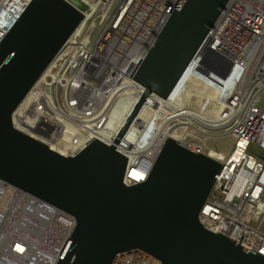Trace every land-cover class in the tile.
<instances>
[{
  "label": "built area",
  "instance_id": "obj_1",
  "mask_svg": "<svg viewBox=\"0 0 264 264\" xmlns=\"http://www.w3.org/2000/svg\"><path fill=\"white\" fill-rule=\"evenodd\" d=\"M31 1L0 0V42ZM76 1L83 20L73 34L74 45L67 44L55 57L11 117L15 131L65 157L77 154L96 136L106 145L112 143L117 125L109 124V117L118 109L126 119L139 100L143 88L134 74L179 2ZM179 127L175 141L221 165L198 222L264 257V0H228L168 97L150 94L145 100L124 135L131 147L116 149L127 161L125 186L146 179L168 138L161 132L172 134ZM224 140L233 142L231 153L210 147ZM137 163L144 164V178L131 181L128 169ZM0 184L10 187L12 199L13 193L24 196L0 219V264H56L75 226L73 217ZM0 192L4 198L5 190ZM26 198L49 208L31 212L34 219L22 221L27 215L20 204L24 200L26 206ZM11 203L7 206H14ZM114 264L161 263L134 249L120 254Z\"/></svg>",
  "mask_w": 264,
  "mask_h": 264
},
{
  "label": "water",
  "instance_id": "obj_2",
  "mask_svg": "<svg viewBox=\"0 0 264 264\" xmlns=\"http://www.w3.org/2000/svg\"><path fill=\"white\" fill-rule=\"evenodd\" d=\"M228 0H179L133 79L143 94L110 145L72 157L15 131L14 110L83 20L76 0H32L0 42V181L68 213L75 226L56 264H114L140 250L161 264H264L198 222L221 165L172 138L146 179L125 186L117 144L150 94L165 99Z\"/></svg>",
  "mask_w": 264,
  "mask_h": 264
},
{
  "label": "bare ground",
  "instance_id": "obj_3",
  "mask_svg": "<svg viewBox=\"0 0 264 264\" xmlns=\"http://www.w3.org/2000/svg\"><path fill=\"white\" fill-rule=\"evenodd\" d=\"M64 1H66V0H64ZM72 45H74V35H71V37L69 38V40H68V46L67 47H70V46H72ZM143 94V93H142ZM150 95H148V97H149ZM141 97V96H140ZM147 97V98H148ZM146 98V99H147ZM145 99V100H146ZM137 100L138 99H135V101L137 102ZM145 100L143 101V104H144V102H145ZM134 103V101H132V102H129L125 107H126V109H128L132 104ZM143 106V105H142ZM142 108V107H141ZM124 112L122 111V110H118V109H115L114 111H113V113L110 115V117H109V124H111L112 126H114V125H117L116 127H117V129L115 130V132L112 134L113 136H114V139H115V137H116V135H117V133H118V131H119V128L121 127V125H122V121L125 119L124 118ZM144 116H147V113H145V114H143L140 118H142V117H144ZM67 117H68V119H71V116L70 115H67ZM166 117H169V115L168 116H166ZM143 124H144V121H143ZM142 124V126H144L145 127V125H143ZM115 127V126H114ZM115 129V128H114ZM182 131V128H177V129H175V130H173V132H172V134L171 133H169V132H161V135L162 136H164V137H168V138H172V139H174V140H177V136H178V134H180V132ZM178 133V134H177ZM107 134V133H106ZM95 138H97V140H99L100 142H103L100 138V136H96V137H93V138H91V139H89V140H87L86 142H84V144L82 145V147L80 148V151L82 150V149H84L89 143H90V141L91 140H93V139H95ZM113 139V140H114ZM113 140H112V142H113ZM131 146H130V142L129 141H126L125 139H124V137L122 138V139H120L119 140V142H118V144H117V148L118 149H120V150H123V149H125V148H130ZM54 150H56L57 151V149L56 148H54ZM64 152V151H63ZM144 166V164L143 163H137L136 165H135V168L134 169H131V168H129L128 169V173H129V176H130V180L131 181H135V180H140V179H143L144 178V173H143V171L141 170V168ZM0 190H5V192H6V196L4 197V198H2V193L0 192V197H1V199H0V219L2 218V216H3V214H5L4 216L6 217V215H8L9 213H10V210L12 211L13 209H15L16 207H17V205H18V201H17V199H20V198H24V196L23 195H20V194H17V193H13V197H14V199H12L11 197H10V194H11V191H10V187H8V189L7 188H3L2 187V185L0 184ZM10 201H12V203L14 204V206H11V205H9V206H7V203H10ZM26 206H24V200H22V203L20 204V207H22L23 209L21 210V212L22 213H25L27 216H21V220L22 221H24V220H27L28 218L30 219V220H33L34 219V217L33 216H31V212H33V214L35 215V211H37V210H43V209H47V208H49V207H47L45 204H42V203H40V201L39 202H37L36 204L35 203H33V201H34V199H32V198H26ZM11 203V204H12ZM5 208L7 209V211H6V213H5ZM50 221V219H47L46 220V222L48 223V224H51L52 222H49ZM5 223V218H4V221H3V224ZM57 225H59L60 226V224H57ZM57 225L55 224V227H57ZM61 228H63V229H65V230H67V227H65L64 225H61ZM3 237V233H0V237ZM3 242V240H0V246H2V243Z\"/></svg>",
  "mask_w": 264,
  "mask_h": 264
},
{
  "label": "rangeland",
  "instance_id": "obj_4",
  "mask_svg": "<svg viewBox=\"0 0 264 264\" xmlns=\"http://www.w3.org/2000/svg\"><path fill=\"white\" fill-rule=\"evenodd\" d=\"M210 147L214 150H217L221 153L224 154H229L231 153L234 145L233 142L230 140H224V141H220L219 143L216 144H211ZM261 230L264 231V215L262 216V222H261Z\"/></svg>",
  "mask_w": 264,
  "mask_h": 264
},
{
  "label": "snow or ice",
  "instance_id": "obj_5",
  "mask_svg": "<svg viewBox=\"0 0 264 264\" xmlns=\"http://www.w3.org/2000/svg\"><path fill=\"white\" fill-rule=\"evenodd\" d=\"M20 251H23V249H19Z\"/></svg>",
  "mask_w": 264,
  "mask_h": 264
}]
</instances>
